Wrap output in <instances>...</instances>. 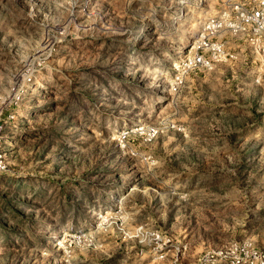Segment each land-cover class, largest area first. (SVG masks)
Returning a JSON list of instances; mask_svg holds the SVG:
<instances>
[{
  "label": "rangeland",
  "instance_id": "obj_1",
  "mask_svg": "<svg viewBox=\"0 0 264 264\" xmlns=\"http://www.w3.org/2000/svg\"><path fill=\"white\" fill-rule=\"evenodd\" d=\"M220 2L0 0V264H264V54L174 80Z\"/></svg>",
  "mask_w": 264,
  "mask_h": 264
},
{
  "label": "built area",
  "instance_id": "obj_2",
  "mask_svg": "<svg viewBox=\"0 0 264 264\" xmlns=\"http://www.w3.org/2000/svg\"><path fill=\"white\" fill-rule=\"evenodd\" d=\"M225 35L244 38L264 54V0H221L214 14L200 22L196 37L179 61L174 80L234 61L237 54L224 46ZM146 132L152 130L147 128ZM232 264H239V259L234 258Z\"/></svg>",
  "mask_w": 264,
  "mask_h": 264
}]
</instances>
